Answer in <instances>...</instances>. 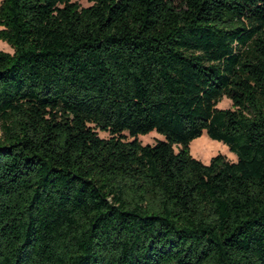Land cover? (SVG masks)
<instances>
[{"label": "trees", "instance_id": "16d2710c", "mask_svg": "<svg viewBox=\"0 0 264 264\" xmlns=\"http://www.w3.org/2000/svg\"><path fill=\"white\" fill-rule=\"evenodd\" d=\"M89 1L0 7V264H264V0Z\"/></svg>", "mask_w": 264, "mask_h": 264}, {"label": "rangeland", "instance_id": "374dc122", "mask_svg": "<svg viewBox=\"0 0 264 264\" xmlns=\"http://www.w3.org/2000/svg\"><path fill=\"white\" fill-rule=\"evenodd\" d=\"M79 3L83 8H87L92 6L89 0H74ZM3 3V0H0V7ZM0 51L7 54H14V48L6 41L0 40ZM219 109H231L232 102L227 98L223 99V101L218 105ZM102 138H108L109 136L105 133H100ZM164 138L157 133H151L146 136L139 137L141 143L146 145H155L157 141L163 140ZM191 154L194 158L198 159L205 165H209L211 160L218 156L223 155L227 157V159L231 162H237L238 157L232 153L227 146L220 142L213 141L209 138L207 133L192 142L191 144Z\"/></svg>", "mask_w": 264, "mask_h": 264}]
</instances>
